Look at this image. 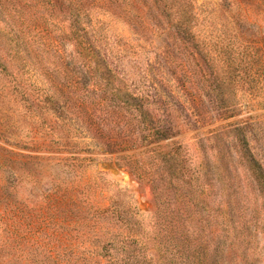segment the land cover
Instances as JSON below:
<instances>
[{
	"label": "trees",
	"instance_id": "16d2710c",
	"mask_svg": "<svg viewBox=\"0 0 264 264\" xmlns=\"http://www.w3.org/2000/svg\"><path fill=\"white\" fill-rule=\"evenodd\" d=\"M140 4L154 13L155 23L139 12ZM198 20L195 0H0V74L13 78L14 99L24 103L25 108L23 142L10 146L0 129V264H47L42 260L44 255L51 264H68L67 250L62 252L50 242L60 240L58 229L65 222L70 225L72 221L73 264L225 262L223 248L215 243L217 232L207 231L203 225V209L209 208L206 203L214 192L209 185L214 178L218 180L204 149L203 160L207 164L201 166L205 176L200 174V177L206 184L198 181L203 185L194 191V199L185 192L186 183L181 180L185 175L182 171L187 158L181 144L157 153L166 181L179 186H171L173 189L169 194H178L181 208L177 209V204L166 207L163 196L156 193L154 182H151L159 202L155 225L152 222L146 224L136 208L116 204V201L102 209L94 206L91 194L79 184L75 185L74 179L73 188L56 181L55 185L51 184L48 190L43 191L45 186L42 182L46 176L39 170L42 148L47 147L56 153L55 147L65 145L56 144V141L45 145L40 134L43 104L46 102L49 113L53 114L54 107L59 105L58 89L61 86L56 84V88L43 91L38 63L43 40L53 45L56 40L52 35L60 30L73 48L70 54L73 64L82 63L83 69L94 72V78L87 83L78 77V72H73V116L87 139L98 141L94 142L95 145L105 149L102 154L113 155L134 150L136 142L139 143L138 148H145L174 139L180 134L177 121L183 117L181 113H185L182 101L190 103L196 113L203 108L200 88L205 80L196 57L198 53L189 54L186 60L185 47L191 49V46L183 47L185 37H188V42L196 39L195 45L198 46L199 40L194 33ZM235 24L240 30L231 38L230 42L236 47L232 52L234 58L229 62L235 75L218 83L220 87L227 81L234 82L236 86L249 83L248 72L257 71L254 69L257 61L263 60L259 54V42L246 36V26L237 17ZM114 25L128 28L136 45L116 34L112 29ZM167 41H171L169 45ZM211 45L215 46L216 42ZM151 49L154 50L153 60H146V70L140 72L137 80L140 87L132 90L119 79V66L129 59H139ZM174 52H180L182 59L170 58ZM226 54L230 60L231 53L226 51ZM208 56L209 61L216 63L219 54ZM177 71L183 74L182 78L180 74L174 75ZM31 80L32 83L27 84ZM23 81L27 85L26 92ZM165 82L170 84V88ZM173 84L180 88L173 87ZM64 86L71 87L72 84ZM28 88H34V92ZM227 97L209 99L215 106L213 108L225 113L237 101V95ZM91 103L95 108L90 106ZM106 115L112 118L113 125L118 123L120 126V122L127 120L126 132L118 127L105 132L98 122ZM115 132L117 138L110 135ZM50 133L56 135L52 129ZM127 139H130L128 146L122 142ZM198 144L203 145L201 142ZM74 145L78 148L80 143ZM117 145L116 150H111L110 146ZM85 161L94 159L73 152V164L81 165ZM252 170L259 180L264 178L262 167L257 163ZM130 171L139 180L150 178L137 164ZM189 206L193 207V212ZM215 211L213 209L207 215L214 222L220 219ZM47 226H51L50 230L44 232ZM42 233L48 237L45 244L41 241ZM203 234L206 242L201 241ZM30 246L35 250L30 251Z\"/></svg>",
	"mask_w": 264,
	"mask_h": 264
},
{
	"label": "rangeland",
	"instance_id": "374dc122",
	"mask_svg": "<svg viewBox=\"0 0 264 264\" xmlns=\"http://www.w3.org/2000/svg\"><path fill=\"white\" fill-rule=\"evenodd\" d=\"M195 4L199 25L194 33L199 43L197 46L194 41L196 39L193 40L194 42L189 39L188 42V37H185L183 47L188 44L191 46V49L185 47L186 60L188 56L190 57L189 54L198 53L196 57L201 64L202 77L208 81H204L200 88L203 108L196 113L190 103L188 105L181 100L185 113L181 109L183 117L177 121L180 134L158 146L138 148L139 143L136 142L134 150L113 155L102 154L105 149H99L95 145L94 142L98 143V141L87 139L86 134L79 130L80 126L73 116V72H78V77L83 78L85 83L91 82L94 72L83 69L82 63L73 64V59L70 57L73 48L63 38L65 35L61 34L60 30L52 35L56 40L53 45L43 40L38 59L43 91L47 92L50 88H56V84L61 86L58 89L59 105L54 107V113H49V105L46 102L43 104L42 120L39 122L40 134L45 140L43 142L45 145L54 141L56 144H65L55 147L57 148L56 153L47 147L41 149L42 163L39 170L43 176H46L42 182L45 186L43 191L48 190L51 184L55 185L56 181H61L73 188L74 179L75 185L79 184L80 188H85L91 194V202L94 206L102 209L109 207L112 201H116V204L136 208L140 218L146 224L152 222V225H155L159 202L151 182L152 184L154 182L156 193L163 196L162 201L166 207L177 204V209L181 208L178 194H169L170 190L175 187L179 188V186L170 185L169 181H166L163 176L165 174L160 169L157 153L168 151L172 145L181 144L187 156L185 167H183L185 169L182 171L185 175L181 180L186 183L185 192L190 193L189 197L194 199V191L203 185L198 181L206 184L204 178L200 177V174L205 173L202 167L207 164L203 160L204 149L213 163L212 168L218 180L214 178L210 182L209 189L214 192L206 203L209 208L204 207L203 209L205 212L202 213L205 216L203 225L207 231L217 232L218 239L215 243L221 245L225 257V262L220 264H264V178L259 180L252 170L257 163L262 167L264 174V0H195ZM139 8L141 14L147 15L150 22L155 23L156 16L153 12L148 8L146 10L143 4H140ZM236 17L246 26L244 27L246 36H251L249 38L259 42V54L263 56V60L257 61L254 68L257 71L248 72L250 73L249 83H240L237 87L234 82L227 81L220 87L218 83L232 79L235 75L229 62H232L234 58L232 52H235L236 47L230 42L231 38L240 30L235 24ZM112 29L125 41H131L132 45H136L128 28L114 25ZM214 41L215 46L211 45ZM170 42L167 41V44L169 45ZM226 51L231 53V61L225 57ZM135 52L138 53L137 50ZM211 53L219 54L216 63L209 61L208 54ZM153 54L154 50L151 49L137 60L129 59L123 62L119 66V79L123 80V83L130 86L132 90L138 89L140 87L137 81L139 74L146 70V60H153ZM170 58L182 59L180 52H174ZM176 74L183 77V74L178 71L174 75ZM12 82V77L0 74V129L3 130L0 134L5 136L4 140L10 146H16L17 143L23 142L25 136L23 132L25 108L24 103L14 99ZM30 82L32 83V80L27 84ZM66 82L72 86L65 87ZM165 85L170 88V84L165 82ZM22 86L26 92L27 85L24 81ZM173 87L180 88L175 84ZM28 89L34 92V88ZM172 90L175 91V89ZM236 95L235 105L225 113L213 108L215 106L209 99V97H214L216 100L219 96L233 98ZM93 104L91 103L90 106L95 108ZM94 117L97 120L96 114ZM98 123L108 133L113 127L126 132L125 125H128L127 120L120 122V126L118 123L113 125L112 118L107 115ZM51 129L56 135L50 133ZM115 134L116 132L110 135L117 138ZM123 135L124 133H121V136ZM129 141L130 139H127L122 142H126L128 146ZM199 142L203 143L202 147L198 144ZM75 143H80L78 148L75 147ZM110 147L111 150H116L118 145ZM15 152L21 154L18 150ZM73 152L81 157L91 156L94 161H85L81 165H75L73 164ZM136 164L144 173L150 175V178L137 179L130 171L135 168ZM213 209L217 210L215 214L220 216V219L218 218L215 222L207 218ZM189 210L193 212V207L189 206ZM64 224L58 229L61 232L59 236L61 239L50 243L56 244L62 252L67 250L68 264H73L71 255L73 253V221L70 225H67V222ZM51 226L45 227L44 232L50 230ZM202 237L204 238L201 241L206 242L204 234ZM41 239L43 244L48 241L46 233ZM28 249L35 250L32 246ZM42 260L51 264L46 260L45 255Z\"/></svg>",
	"mask_w": 264,
	"mask_h": 264
}]
</instances>
